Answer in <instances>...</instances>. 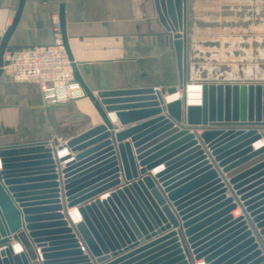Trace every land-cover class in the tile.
Masks as SVG:
<instances>
[{
    "label": "water",
    "instance_id": "obj_1",
    "mask_svg": "<svg viewBox=\"0 0 264 264\" xmlns=\"http://www.w3.org/2000/svg\"><path fill=\"white\" fill-rule=\"evenodd\" d=\"M22 1L0 41V75ZM153 4L176 84L95 93L73 64L60 9L62 46L102 123L62 146L0 145V264H264V83L203 81L199 105L165 101L185 87V0ZM113 112L132 125L114 132Z\"/></svg>",
    "mask_w": 264,
    "mask_h": 264
},
{
    "label": "crops",
    "instance_id": "obj_2",
    "mask_svg": "<svg viewBox=\"0 0 264 264\" xmlns=\"http://www.w3.org/2000/svg\"><path fill=\"white\" fill-rule=\"evenodd\" d=\"M248 1L258 4L257 0H231L234 36L252 30L250 23L239 22L240 11H248ZM19 2L0 0V41L13 21ZM61 8L73 64L83 84L93 93L112 88H164L176 84L171 37L157 19L153 0H23L7 45L11 49L50 45L54 39L53 18L58 19ZM258 10L262 12L261 0L255 11ZM243 16L246 20V13ZM0 115L3 119H19L21 126L34 129L32 135L41 133L21 142L40 140L44 133H49L48 138L56 137L61 146L73 134L102 123L85 95L47 103L36 83L13 81L4 72L0 75ZM108 117L114 132L132 125H121L114 112Z\"/></svg>",
    "mask_w": 264,
    "mask_h": 264
},
{
    "label": "rangeland",
    "instance_id": "obj_3",
    "mask_svg": "<svg viewBox=\"0 0 264 264\" xmlns=\"http://www.w3.org/2000/svg\"><path fill=\"white\" fill-rule=\"evenodd\" d=\"M261 1L262 12L255 11L260 0L258 4L248 1V11H240L239 22L250 23L252 30L234 36L231 0H185V83H264V0ZM20 123L19 119H3L0 115V145L41 136L40 132L32 135L34 129ZM48 134L44 133L40 140H50Z\"/></svg>",
    "mask_w": 264,
    "mask_h": 264
},
{
    "label": "built area",
    "instance_id": "obj_4",
    "mask_svg": "<svg viewBox=\"0 0 264 264\" xmlns=\"http://www.w3.org/2000/svg\"><path fill=\"white\" fill-rule=\"evenodd\" d=\"M53 22L54 39L50 45L5 51L3 59L6 63L2 66V72L6 73L13 81L36 83L44 101L47 103L73 100L84 96L79 82L74 77L72 62L69 60L62 46L57 17L53 18ZM202 82V80L196 82L200 92L198 105L202 99ZM184 91L178 90L176 92L180 94V99L184 98ZM169 96L171 95L165 96V101H171L168 100ZM185 103L187 104V102ZM258 142L263 144L261 140ZM14 244L19 245L20 250L13 253L21 252V244L12 240L11 246L14 247Z\"/></svg>",
    "mask_w": 264,
    "mask_h": 264
},
{
    "label": "bare ground",
    "instance_id": "obj_5",
    "mask_svg": "<svg viewBox=\"0 0 264 264\" xmlns=\"http://www.w3.org/2000/svg\"><path fill=\"white\" fill-rule=\"evenodd\" d=\"M197 85L198 84L196 82L186 83L185 91L183 94H184L185 102H187V104H189V105H198V103H199L200 92H199V87ZM175 99H180V94L175 93V94H172L171 96L168 97V100H175ZM111 117L114 120V116H111ZM261 145L262 144L260 142H256L255 144H253V149L258 148ZM66 150L67 149L64 147L58 150L60 157L66 155L68 153V151H66ZM155 171L156 170H154V172ZM234 211H235V213L240 214L239 209L238 210L236 209ZM68 216H69V219L72 223H77L78 221L81 220V216L75 208H70V210L68 211ZM19 247H20L19 245L14 244V247H12L13 252L19 251L20 250ZM37 253H38V255L40 254L39 251H37ZM38 260H40V259H38ZM201 260L200 261L196 260L193 264H205V263L201 262Z\"/></svg>",
    "mask_w": 264,
    "mask_h": 264
}]
</instances>
